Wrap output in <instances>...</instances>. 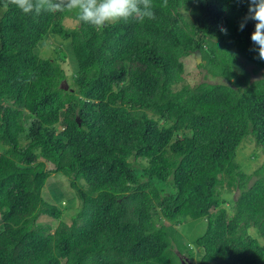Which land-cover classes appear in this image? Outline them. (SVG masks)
Listing matches in <instances>:
<instances>
[{"label":"trees","instance_id":"16d2710c","mask_svg":"<svg viewBox=\"0 0 264 264\" xmlns=\"http://www.w3.org/2000/svg\"><path fill=\"white\" fill-rule=\"evenodd\" d=\"M148 2L152 18L97 27L75 7L0 0V264H264V163L236 160L248 136L264 151L248 0ZM50 35L70 43L72 71L65 52L36 53ZM187 55L222 81L176 88ZM55 173L79 200L70 224L41 194ZM187 219L204 232L185 238Z\"/></svg>","mask_w":264,"mask_h":264},{"label":"rangeland","instance_id":"374dc122","mask_svg":"<svg viewBox=\"0 0 264 264\" xmlns=\"http://www.w3.org/2000/svg\"><path fill=\"white\" fill-rule=\"evenodd\" d=\"M187 17L190 19V14L185 12ZM77 22L75 20L67 21L68 25L75 26ZM70 42V41H69ZM36 53L41 56H56L59 55L61 51L65 52L66 61L63 62V67L65 71H72L77 62L74 58L73 53L71 52L70 43L67 41H63L59 38H56L52 35L47 36L45 40L40 42L35 49ZM184 62V77L182 83L178 84L176 88L181 87L182 84H194L198 82H207V83H215L221 82L222 79L218 76L213 77L211 73H209L204 68H200L196 65L195 58L193 55H187L182 58ZM76 63V64H75ZM248 69H251V66H247ZM70 74V73H69ZM68 74V82H71L72 77ZM264 74V69L258 73L252 75V78L261 77ZM64 86L66 84L64 83ZM60 127V126H59ZM62 128V125L60 129ZM236 160L241 164V169L251 174L254 170H256L260 165L264 163V151L262 148L258 147L253 138L248 136L246 137L240 144L239 149L236 153ZM167 183H169L167 181ZM42 197L58 206L64 212L63 220L66 223L70 224L72 221V216L79 209V200L74 192V190L70 187L68 179L60 173L52 174L46 180V183L42 189ZM238 191L235 192H227L222 191V195L227 199V201L235 199ZM157 221L162 222L166 225L169 224L168 221L162 218H156ZM205 222V220H204ZM37 223L41 224H49L51 228H55L59 223L58 219L51 218L46 215L39 216L37 219ZM205 227L201 226L200 221H192L187 219L184 223H182L178 227V231L187 239H194L197 236L201 235L204 232ZM252 231V230H251ZM193 247V244H190ZM195 253H199L198 248H193ZM183 264H192L189 263V260L183 257ZM193 264H198V258L195 256L193 259Z\"/></svg>","mask_w":264,"mask_h":264},{"label":"clouds","instance_id":"9594fccd","mask_svg":"<svg viewBox=\"0 0 264 264\" xmlns=\"http://www.w3.org/2000/svg\"><path fill=\"white\" fill-rule=\"evenodd\" d=\"M17 8L24 14L41 10L55 11L62 7H75L79 9V20L92 26L102 27L108 21L128 19L133 16L141 18H152L153 11L148 0H71V3L64 5L53 2V0H40L33 3V0H15ZM248 20L254 21V30L250 34V40L254 50L258 51L261 59H264V0H248V11L239 28L243 30ZM221 32L226 33L222 26Z\"/></svg>","mask_w":264,"mask_h":264},{"label":"water","instance_id":"95a60500","mask_svg":"<svg viewBox=\"0 0 264 264\" xmlns=\"http://www.w3.org/2000/svg\"><path fill=\"white\" fill-rule=\"evenodd\" d=\"M195 58H196V62H197V63H200V61H201V57H200V53H199V52H196V53H195ZM65 88H67V86H65Z\"/></svg>","mask_w":264,"mask_h":264}]
</instances>
